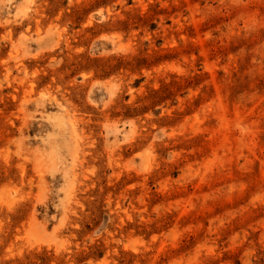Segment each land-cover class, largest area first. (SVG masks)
<instances>
[{"label": "rangeland", "instance_id": "374dc122", "mask_svg": "<svg viewBox=\"0 0 264 264\" xmlns=\"http://www.w3.org/2000/svg\"><path fill=\"white\" fill-rule=\"evenodd\" d=\"M0 264H264V0H0Z\"/></svg>", "mask_w": 264, "mask_h": 264}]
</instances>
